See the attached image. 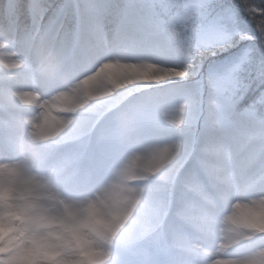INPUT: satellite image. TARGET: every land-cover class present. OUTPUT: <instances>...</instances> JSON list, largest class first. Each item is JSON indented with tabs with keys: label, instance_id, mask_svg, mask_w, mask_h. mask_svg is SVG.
Instances as JSON below:
<instances>
[{
	"label": "clouds",
	"instance_id": "1",
	"mask_svg": "<svg viewBox=\"0 0 264 264\" xmlns=\"http://www.w3.org/2000/svg\"><path fill=\"white\" fill-rule=\"evenodd\" d=\"M211 6L212 0H180L172 5L179 11L165 20L143 14L131 0L122 8L110 0H58L51 12L46 0H37L29 4L30 23L23 26L10 19L6 5L0 6V47L12 51L20 65L17 74L29 73L34 85L49 89L53 98L68 97L62 110L76 112L48 138L35 136L25 116L11 117L13 131L4 140L11 156L0 158V264H117V249L127 252L160 233L170 215L180 217L171 209L161 181L174 183L182 168L204 166L208 156L230 176L237 158L234 145L241 139L249 149L248 168L259 165L258 178L240 189L223 184L220 198L225 203L264 206V189L251 195L256 184L264 185V91L242 109L236 100L244 66L259 54L264 69V53L254 46L257 36L245 34L227 12L213 14ZM261 13L254 31L264 49V10ZM244 41L247 45L238 48ZM82 59L87 61L82 68L65 82L58 80L56 74L67 73L70 63ZM160 59L170 60L178 75L169 85L186 91L181 108L196 113L207 88L208 115L199 146L184 139L181 131L156 165L159 175H153L149 185L128 183L144 175L142 168L128 166L127 160L138 151L132 149L101 182L80 189L77 173L86 156L84 146L107 115L88 103L91 89L82 86L91 85L105 68L124 66L120 61ZM106 84L100 81L96 87ZM133 91L126 96L118 93L120 104ZM133 132L129 120L121 126L117 142L126 143ZM234 207L221 212L210 200L191 227L219 240L221 246L223 239L264 241V227L242 223ZM165 242L174 248L170 238ZM253 255L258 259L241 264H264V246Z\"/></svg>",
	"mask_w": 264,
	"mask_h": 264
},
{
	"label": "rangeland",
	"instance_id": "2",
	"mask_svg": "<svg viewBox=\"0 0 264 264\" xmlns=\"http://www.w3.org/2000/svg\"><path fill=\"white\" fill-rule=\"evenodd\" d=\"M57 0H46V5L49 10L56 5ZM175 3L176 0H168ZM128 0H110V3L117 8H122ZM17 8L23 5L26 7V0H18ZM35 4V3H34ZM2 5V2L0 3ZM72 39V38H71ZM0 131L3 135L0 136V158H5V155H11L8 151L4 140L12 131L11 117L23 115L30 120L33 134L40 138H48L46 134L47 124L51 121V114L60 117L61 111L68 97L56 96L53 98L49 89L40 88L34 85L32 77L29 73H19L20 65L13 58L11 50H5L0 47ZM171 63V61L166 60ZM87 63L86 60H81L79 64H69V71L63 74H56L60 82H65L74 74L76 68H82ZM129 61H120L116 67L105 68L101 75L96 77L91 85H83L82 89H91V95L95 98L94 101L106 103L105 106L113 108L117 98V94L128 92L142 86L152 84V81L157 79L156 83H165L168 81L178 79V75L171 70V64H166L168 67H159L156 63L148 62L144 65L129 63ZM55 73V70H53ZM28 76V77H26ZM162 78V79H158ZM100 81H107L106 86L97 88L96 85ZM166 92L157 93L154 96L155 101L163 98ZM115 97V99H113ZM146 98V99H145ZM149 96H145L143 101L149 100ZM93 100V99H92ZM142 101V102H143ZM141 102V103H142ZM141 103L134 102L132 107H138ZM92 104V103H89ZM178 103L172 107V112L177 115L171 117L167 121L168 125L179 127L180 129L186 124H193L196 121V113L185 106L181 108ZM59 107V109L57 108ZM205 118L208 115L207 107L205 106ZM116 114L115 110H110ZM138 113L139 110L137 109ZM68 118L72 112H64ZM141 113L149 114V110H142ZM122 115V116H120ZM119 125L114 119H110L104 123V127L98 132L99 139L93 142L94 156L98 161H92L88 156H85L80 161L78 187L80 189H89L101 182L108 174L106 170L109 163L115 164L117 158L125 157L132 149L138 151L133 155L134 165H138L143 159L159 156L158 160H163L169 150L170 142L175 139V136L163 137L159 133H154L151 130L144 132L141 129H134V132L128 137L126 143L115 145L117 136L120 134L121 126L127 120V114H120ZM72 116V115H71ZM134 120L137 115L134 114ZM204 118V122H205ZM179 121L180 125L175 126V121ZM52 126V124H50ZM169 127V126H168ZM179 129V132H180ZM179 132L174 131L176 138L180 136ZM203 134V133H202ZM116 135V136H115ZM202 136L196 138V145H199ZM161 147V148H159ZM162 149L159 151V149ZM101 156H103L101 158ZM146 156V157H144ZM240 155H237L235 163L231 166V175H225L223 171L217 173V181L219 185L216 190L207 183L188 188L180 195L177 201L186 210L184 217L167 222L168 228L162 232V235L167 239H171L174 244L171 259L165 261L164 256H160L156 264H190L194 261L195 264H241L245 259L255 261L258 257L253 254L258 252L264 241H245V240H228L223 239V244L219 240H214L206 236L203 232L191 227L199 221L201 210L208 201H215L218 205V210L227 211L232 203H234V210L237 213L240 221L248 222V226L253 229L264 227V206L257 203L253 207H247L246 202L225 203L220 198L221 186L223 184H231L233 189H240L249 184V182L258 177L252 176L251 170L247 168V164H238ZM89 165V166H87ZM220 169V168H219ZM264 189V185L257 184L252 192V197L258 196L259 192ZM217 192L216 194L214 192ZM193 204V205H192ZM191 206V207H188ZM140 252L143 254V259L140 262L130 261L127 258V253H121L117 249L116 260L117 264H146V261L154 256L157 252L156 237L151 240H145L138 246ZM164 252L169 253V249H163ZM234 254V257H230ZM100 255V254H97ZM92 264H98V261H93Z\"/></svg>",
	"mask_w": 264,
	"mask_h": 264
},
{
	"label": "trees",
	"instance_id": "3",
	"mask_svg": "<svg viewBox=\"0 0 264 264\" xmlns=\"http://www.w3.org/2000/svg\"><path fill=\"white\" fill-rule=\"evenodd\" d=\"M221 3H225L227 5H229L233 11L236 13L237 16H239L240 19H242L244 22H246L248 24V26L251 28L252 32L250 31V29L247 28V31L250 32L251 35L257 36V39L254 42V46L255 48L258 50L259 53H264V49H262L260 47V41L258 38V34L254 31L255 27H256V21H258L261 18V10H264V0H219ZM164 6V4H163ZM165 8V6H164ZM247 41L241 42L240 44L242 46H246L247 45ZM260 55H256L253 58V61L251 64H246L244 66V70L240 73V78L242 81V84L240 85V87H242L241 91L236 93V100L238 101V105L237 107L242 109L245 106L249 105L250 102H253L257 99H254L258 94L259 91L261 89H264V83H262V81H264V79H260L258 77H256L255 75V70L256 67L260 66ZM158 79H162L157 77ZM259 81V84H257V82ZM158 82L157 79L153 80L152 83H156ZM169 82V81H168ZM169 84V83H168ZM245 85H247V89H245ZM207 92V88H205L204 93H203V97L201 100V104H200V108L199 110H202L203 108V98L206 95ZM244 93V99L245 102L244 103L242 101L241 98V93ZM257 107L259 108L260 106L257 105ZM262 111H264V109H262ZM174 125H180L179 121H175ZM192 126H194V124H186V126L182 127L184 131H187L188 134L191 132ZM187 140L192 141V137L187 138ZM193 142V141H192ZM159 156H154L152 157L150 160H146L144 161V168L150 171L151 177L153 175H159V172L157 171L156 165L158 164V162L162 161V160H158ZM206 167V166H205ZM183 171V168L179 171L178 175H181ZM177 181H175V183H169V181L167 179H165L164 181H161V184L166 185L167 186V192L165 193V196H170L172 194V187L174 188V184L177 185L176 183ZM167 201H169L167 199Z\"/></svg>",
	"mask_w": 264,
	"mask_h": 264
}]
</instances>
